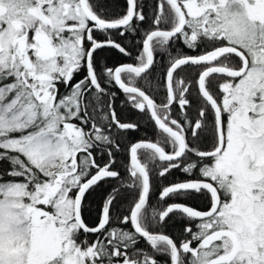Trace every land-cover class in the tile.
Wrapping results in <instances>:
<instances>
[{
	"label": "snow or ice",
	"instance_id": "6c2138e0",
	"mask_svg": "<svg viewBox=\"0 0 264 264\" xmlns=\"http://www.w3.org/2000/svg\"><path fill=\"white\" fill-rule=\"evenodd\" d=\"M0 264H264V0H0Z\"/></svg>",
	"mask_w": 264,
	"mask_h": 264
},
{
	"label": "trees",
	"instance_id": "16d2710c",
	"mask_svg": "<svg viewBox=\"0 0 264 264\" xmlns=\"http://www.w3.org/2000/svg\"><path fill=\"white\" fill-rule=\"evenodd\" d=\"M111 2V0H110ZM116 3L119 5V7L122 9L124 6H125V0H116ZM180 47L183 48L182 45H179ZM129 50L132 51L133 53V56L136 54V49L134 47L131 46V44L129 45ZM185 52H188V54H196L194 52H191L190 50L184 48L183 49ZM108 56V63L111 65V64H119V63H129V62H133V60L129 57H126V56H123L122 54H119L115 51L113 52H110L108 54H106ZM166 57H161L158 55V58H157V68L159 69L164 63H166ZM194 70L192 69H189V72H192ZM77 79H79V77H77ZM193 92H195V85H193ZM61 91H63V86H61ZM123 97L121 96V99ZM117 104H119V101H117ZM141 121H146V118L145 117H140L139 118ZM132 136L134 138H139V137H145V138H148V137H152V138H155L154 137V130H153V127L150 123H142L141 125V128L138 132H135V133H132ZM118 161L121 160V159H124L123 157L121 156H118L117 157ZM119 166V165H118ZM177 175H180L179 173H177ZM101 193H102V189L100 190H97L96 193H93L89 199L92 200L94 203L99 201L100 200V197H101ZM153 199H155V197H153ZM200 201H194L193 204L194 205H200ZM180 227V223L178 221H170L169 222V226L168 228L166 229V231L169 233V234H172V235H175L176 232L178 231ZM139 247H146L144 241H140V244H139ZM160 259H164L163 257H160Z\"/></svg>",
	"mask_w": 264,
	"mask_h": 264
}]
</instances>
